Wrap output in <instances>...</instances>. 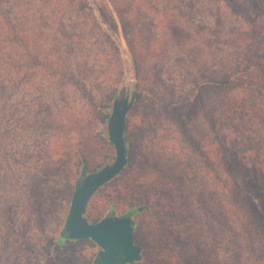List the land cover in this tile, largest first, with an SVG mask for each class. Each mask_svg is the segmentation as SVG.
<instances>
[{
    "label": "rangeland",
    "instance_id": "obj_1",
    "mask_svg": "<svg viewBox=\"0 0 264 264\" xmlns=\"http://www.w3.org/2000/svg\"><path fill=\"white\" fill-rule=\"evenodd\" d=\"M234 1L0 0V63H13L15 83L0 91V264H92L100 248L91 239L53 249L71 196L62 197L57 177L60 198L39 197L42 165L66 161L67 149L84 152L87 173L111 163L101 116L122 85L134 96L130 158L91 196L88 220L135 210L136 242L161 238L182 261L264 264V219L236 196L228 174L229 164H247V173L252 151L234 157L241 145L222 136L264 137V89L233 75L239 62L264 55V0ZM10 114L18 124L8 133ZM160 252L150 248L147 261L131 264H168Z\"/></svg>",
    "mask_w": 264,
    "mask_h": 264
},
{
    "label": "trees",
    "instance_id": "obj_2",
    "mask_svg": "<svg viewBox=\"0 0 264 264\" xmlns=\"http://www.w3.org/2000/svg\"><path fill=\"white\" fill-rule=\"evenodd\" d=\"M225 3L229 4H234L237 1L234 0H220ZM116 8V6H115ZM218 9H220V6H218ZM99 13L102 17V19L114 30L118 29L117 21L111 11L105 7V6H98ZM119 18L122 19V13L124 10L120 8H116L115 10ZM126 12V11H125ZM241 15H246L249 16L247 10L243 9L241 10ZM122 31L124 32L125 35L127 34L126 26L122 24ZM245 41H242L244 43V46H246V40L248 39V35L244 34ZM247 38V39H246ZM243 38L241 37V40ZM12 41H14L12 38L8 39L9 44H7L6 49H8L9 53L13 50L12 46ZM237 48L243 47V44L240 46H236ZM249 47V46H246ZM11 55V54H10ZM255 55V54H253ZM250 55L249 58L244 59L241 63L239 62L235 72H233L234 77H237L241 82H243L244 85H249L255 87V89L261 90L262 88L264 89V60L260 57H264V55L253 58L254 56ZM257 56V55H255ZM3 59V58H2ZM1 59V60H2ZM134 59L136 60V57L134 56ZM231 77L227 78L226 80H220V83L222 85H227L229 84V80ZM14 73H13V63L10 62V60H4L3 63H0V91L2 89H12L14 86ZM262 89V90H263ZM1 93V92H0ZM108 113H104L101 116V120L106 124L107 118L109 115ZM54 121L57 122L58 119L54 118ZM5 129L7 130L8 133L11 131L15 130L17 127L18 122L16 119L10 114L7 116V121ZM24 124V128L29 127V120L25 119L22 121ZM1 118H0V130L3 129L1 126ZM104 135L106 138H108L106 134V130L104 131ZM226 136H223L224 141L225 140H232V144L240 146L241 149L240 151L231 153L232 156L238 157V154L241 152H245L246 150H251V168H248L249 171L247 173L243 172L247 164H229V170L228 174L229 177L232 181L233 184V192L237 193L236 196L243 201L246 200L249 203V206L251 209L254 210V212L257 213V215L261 218L264 219V137L259 138L257 141L253 140H248L246 139L245 136H230L228 133L225 134ZM230 138V139H229ZM2 140V137L0 136V142ZM124 140L127 142V158L129 160L130 154H129V148L131 141H129V137L127 134V124L125 125V131H124ZM108 142L112 144L109 140ZM114 147V146H113ZM246 149V150H243ZM44 151V150H41ZM68 151V149L63 153L68 159L66 161L59 160L55 163H53V166H49V164L46 162L45 165H42L43 168H45L44 175L42 176V182L43 184L45 183L46 185L41 189V191L44 192L46 190V195H42V193L39 195V197H42L43 199H46L47 195L48 197L54 199V198H60L56 190L58 189V186H54L59 184V181L56 180L58 177L59 179L62 177L65 182L64 183V189L61 191L62 197L69 198L73 192V189L78 185L80 179L87 174V160L84 155V152L82 150H75L72 154ZM74 158V162L71 163V159ZM235 159V158H234ZM127 164V163H126ZM126 166V165H125ZM235 168V172L232 170ZM60 172V173H59ZM58 173V174H57ZM78 175V176H77ZM242 175V176H241ZM244 175V176H243ZM244 181V188L247 189V191H253L251 194H248L247 192L243 191L242 187V181ZM61 178V179H62ZM74 180V182H72ZM241 181V183H240ZM48 184V186H47ZM230 189V187H227ZM235 188V189H234ZM37 192V189H36ZM49 199V198H48ZM258 201L259 204L256 202ZM33 213L36 215H39V210L34 209ZM112 213V212H110ZM109 213V214H110ZM135 210L129 211V213L125 215H130L131 216V224L133 226V237H134V242L137 245L138 248H140L142 252V257L143 261L141 263H144L147 261V254L149 252L150 248H154L155 250H158L159 253V248H160V253L165 254L169 253V257L171 260L168 261V264H204V260L201 257H191L189 260H180L177 258L176 255L173 254L174 250L172 247H169V244L167 242H164L161 238H157L155 242L150 245V244H143L140 242H136V228H137V222L132 219V215L135 214ZM33 214V215H34ZM124 216V215H123ZM157 218H159V215H157ZM180 236V235H179ZM72 238L69 233L65 229V221L62 229L60 230L59 236L55 242L52 243L53 249H60L61 247L65 246L66 244L70 243ZM75 240H81V239H75ZM138 241V239H137ZM179 245L182 246H188V242L184 239H180L177 241ZM197 250V247H195ZM200 250V248H199ZM212 264H218V263H212ZM219 264H225L223 262Z\"/></svg>",
    "mask_w": 264,
    "mask_h": 264
},
{
    "label": "water",
    "instance_id": "obj_3",
    "mask_svg": "<svg viewBox=\"0 0 264 264\" xmlns=\"http://www.w3.org/2000/svg\"><path fill=\"white\" fill-rule=\"evenodd\" d=\"M133 99L134 96L125 93L124 85L115 92L106 122L107 136L115 149L114 160L80 179L71 194L65 218V229L72 238L91 239L98 244L100 249L92 264H131L142 259L141 250L134 242L130 215L110 213L96 222L89 221L85 215L94 192L118 175L128 161L124 131Z\"/></svg>",
    "mask_w": 264,
    "mask_h": 264
}]
</instances>
